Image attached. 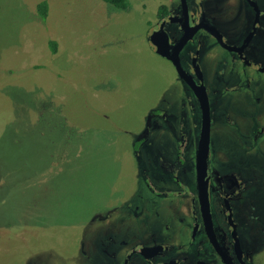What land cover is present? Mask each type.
I'll return each mask as SVG.
<instances>
[{
    "label": "rangeland",
    "instance_id": "rangeland-1",
    "mask_svg": "<svg viewBox=\"0 0 264 264\" xmlns=\"http://www.w3.org/2000/svg\"><path fill=\"white\" fill-rule=\"evenodd\" d=\"M128 2L122 10L104 0H0V264H85L78 247L92 248L111 220L153 200L136 171L152 158L133 147L149 111L161 113L150 150L167 156L177 150L172 134L184 136L193 168V94L149 38L169 2ZM261 84L263 113L264 75ZM227 93L211 133L218 168L252 152L258 130L253 106Z\"/></svg>",
    "mask_w": 264,
    "mask_h": 264
},
{
    "label": "flooded vegetation",
    "instance_id": "flooded-vegetation-1",
    "mask_svg": "<svg viewBox=\"0 0 264 264\" xmlns=\"http://www.w3.org/2000/svg\"><path fill=\"white\" fill-rule=\"evenodd\" d=\"M168 2L149 38L156 33L154 40L165 56L151 41L156 53L193 94V168L184 136L172 134L177 150L169 146L167 156L159 147L150 150L161 113L149 111L133 147L138 156L152 158L137 162L136 171L155 197L145 200L141 210L127 211L128 221L119 216L123 220L115 226L111 220L113 225L99 232L92 248L85 244L79 251L84 250L85 264H264V119L257 118L264 116L258 110L264 75V0ZM237 65L240 78L233 77ZM225 92L232 95L226 101L253 106L249 116L258 128L254 135L250 132L253 151L239 155L238 161L221 162L220 168L209 162L208 152L202 171L204 110L210 118V150L216 103ZM235 93L242 95L237 98ZM167 123L170 126V120ZM187 167L193 177L187 178ZM170 195L177 197L174 204L164 199ZM135 218L140 219L136 226Z\"/></svg>",
    "mask_w": 264,
    "mask_h": 264
},
{
    "label": "water",
    "instance_id": "water-1",
    "mask_svg": "<svg viewBox=\"0 0 264 264\" xmlns=\"http://www.w3.org/2000/svg\"><path fill=\"white\" fill-rule=\"evenodd\" d=\"M156 33H154L151 37V41L153 42V44H155L157 46V52L158 54H161L163 56L164 52L162 51V49L160 48L159 44L156 43V41L154 40ZM180 74H182V71L180 70ZM210 118H209V114L208 111L204 110V120H203V128H202V147L199 150L200 151V156H201V163H202V171L206 168V162H207V156H208V152H209V144H210Z\"/></svg>",
    "mask_w": 264,
    "mask_h": 264
},
{
    "label": "trees",
    "instance_id": "trees-1",
    "mask_svg": "<svg viewBox=\"0 0 264 264\" xmlns=\"http://www.w3.org/2000/svg\"><path fill=\"white\" fill-rule=\"evenodd\" d=\"M106 3L114 6L115 8L126 10L129 7V2L128 0H104ZM1 10V8H0ZM165 8L164 6H161L159 9V13H165ZM38 12L41 15L42 18H46L49 12V7L46 2L41 3L38 6ZM52 49L54 51L57 50V43L55 41L51 42Z\"/></svg>",
    "mask_w": 264,
    "mask_h": 264
}]
</instances>
